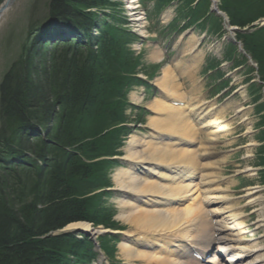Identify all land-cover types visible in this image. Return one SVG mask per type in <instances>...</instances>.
Listing matches in <instances>:
<instances>
[{
	"label": "trees",
	"instance_id": "trees-1",
	"mask_svg": "<svg viewBox=\"0 0 264 264\" xmlns=\"http://www.w3.org/2000/svg\"><path fill=\"white\" fill-rule=\"evenodd\" d=\"M49 3L58 10L53 14L60 26L79 28L86 36L95 19L91 10L109 7L105 0ZM262 4L264 0L252 5ZM224 12L236 26L252 23L247 12L228 7ZM100 39L104 45L96 52L60 42L40 49L49 41L43 44L29 33L1 81L0 264H69L68 258H79L83 247L70 235L48 236L50 232L77 221L109 226L94 198L89 205L77 198L98 186V165L89 167L69 151L76 148L82 158L109 152L111 145L98 153L92 147L96 142H86L95 132L90 120L102 115L101 108L110 109L105 119H122L120 104L105 101L108 89L122 79L104 78L101 72L109 57H126L124 42L110 33L104 36V30ZM100 56L104 58L97 61ZM87 97L91 103L84 104ZM37 129L46 133L44 138L30 136Z\"/></svg>",
	"mask_w": 264,
	"mask_h": 264
},
{
	"label": "bare ground",
	"instance_id": "bare-ground-1",
	"mask_svg": "<svg viewBox=\"0 0 264 264\" xmlns=\"http://www.w3.org/2000/svg\"><path fill=\"white\" fill-rule=\"evenodd\" d=\"M261 1L263 0H252L251 4L256 2L260 3ZM12 4L13 0L4 1L3 6L0 8V23L7 10L11 8ZM131 5H133V3H130L129 9L134 8L131 7ZM135 19L140 22L138 15H136ZM136 20L135 23L137 24ZM122 21L123 19L120 18L118 23ZM107 22L110 24L111 19ZM86 45L90 47L89 44ZM103 58L104 56H100V58L97 57V61H101ZM120 61L125 62V59L122 60L118 56L109 57L107 64L104 65V70L107 68L109 71H112L115 65H118ZM150 62L155 64L152 60ZM157 81L163 89L166 90L167 88V91L170 89V91L176 92L175 89L177 88L172 85L174 79L168 68L163 69L162 75ZM89 103H91V100L87 97L84 104ZM150 108L157 114L161 112L164 113L165 111L169 113V117L161 120L150 119L147 124V128L149 127L152 130L151 132L157 135V137L151 136L150 138L162 142L161 147L149 144L148 141L146 145L138 144L136 138H132L126 148L125 160L132 164V173L136 172L138 167H142L144 173L142 177L144 178L138 176L124 178L121 177V175L114 178L115 183L120 187L117 190L122 192L124 199H128L126 202L128 205L124 202L122 207L124 209L129 208V215H132V220L136 221V224L133 227V232L128 234L121 233L125 242L119 244L120 254L123 260L127 263L180 264L175 262L179 258L178 253H176L177 251L170 249V247L176 246L179 243H184L186 240L187 243L190 242V244L197 242H194V239L190 236V228L195 221L191 219L194 218L202 221V218H205V214H208L201 207L203 202L208 204L213 199L224 200L226 198L225 196L216 197L218 190L213 188V184L216 183L213 172H198L199 179L197 181H190L187 179L191 176L189 170L192 171L188 167V164L194 162V154L187 149L178 148L189 142H197L199 134L197 131L198 128H194L189 121L191 119L190 116L195 119V122L199 121L197 124H202L200 125L201 129L208 128L213 123L212 121L205 123H200V121L202 120L201 118H204V116L211 110L206 108L201 109L200 113H192L196 107H191L187 111L189 114L187 116L184 115V113H180L176 108H167L166 104L162 101L154 102L151 104ZM202 112L204 115H201ZM239 113H243V111L240 109L237 111V114ZM225 130H227V128L220 129V131ZM216 132L219 131L213 133ZM170 137L177 138L175 145H172L171 141L165 142V140H168L166 138L170 139ZM211 141H216V138ZM27 158H32V154H27ZM16 164L21 163L17 162ZM212 166V164H207L204 165V168L209 170L214 168ZM245 171L249 170L247 169ZM126 179H128V181H125ZM252 195H254V193L248 192L246 196L251 197ZM77 198L82 200L81 197ZM186 201H189L190 204H186L182 209H174L170 212L162 211V208H166L171 204ZM255 202L256 199H249V204H255ZM86 204L89 205L88 199ZM223 209H214L213 212L218 213L223 211ZM211 213L212 212H209V214ZM260 222L262 221L258 220L256 223ZM231 223L232 217L230 215L221 218L214 225L208 223L201 232L200 238L197 239L200 241H198L199 244H194L195 250L202 253L203 256L208 252V243L222 241L218 236L223 230L230 229L227 227L228 224ZM76 228L88 230L89 226L75 223L67 226L64 230L68 231ZM166 239H169L170 242ZM203 244L206 246L201 249L196 248L197 245ZM180 247L184 246L180 244ZM143 249H146V251ZM153 249L156 252L154 254L150 252ZM229 249L236 250L237 246L229 247ZM262 250L263 249L253 250V252H261ZM198 252H195V254L199 255ZM188 256L189 255H187V257ZM260 256L261 257H257L254 261L255 264H264V255ZM191 259L195 261L198 260L195 258ZM186 264L194 263L190 261Z\"/></svg>",
	"mask_w": 264,
	"mask_h": 264
},
{
	"label": "rangeland",
	"instance_id": "rangeland-1",
	"mask_svg": "<svg viewBox=\"0 0 264 264\" xmlns=\"http://www.w3.org/2000/svg\"><path fill=\"white\" fill-rule=\"evenodd\" d=\"M3 1L5 0H2L1 3ZM105 1L107 2V0ZM113 1L117 2L118 0H113ZM221 1L222 2L219 3L216 0H211L212 9L216 10L217 6H219V10L220 8L225 9V7H228V8L234 9L237 13L244 14L245 12H247L248 16L251 18L250 21H252L251 24H248V25L245 24L244 29H243V30H246L243 33L244 36L246 34L247 37L249 38V41H247L249 48L248 49L242 48V51L236 48L237 53L235 56V62L238 63L240 61V58L245 59L246 57L245 64L247 66H249L250 64L252 65L256 64L258 68L259 66L264 68V27H263L264 14L263 12H261V10L264 9V5L263 4L259 6L252 5L251 4L252 0H221ZM191 7L196 8V6L194 7L193 5ZM189 10L190 9L188 8L187 11L186 10L185 11L188 13ZM200 10H201L200 15H202V17L198 18V21L196 23L201 22V24L205 28L207 27L209 28L210 26H215V25L217 26V28H219L220 22H222L221 28L219 30L223 32L224 35L230 38L229 33L226 31L227 25L225 23L227 22L225 21V17L223 15L224 13L219 11V12H216V17H211V16L207 17L209 11L205 10L204 5H202V7L201 6L198 7L197 13ZM49 11L52 12V15H54L53 14L54 11L57 12L58 10L53 8L52 4L51 5L50 3L48 4V0H15L11 8L7 10L3 20L0 23V84H1V80L3 79V75L7 73V71L10 69V67L14 63L15 59H17V57L21 53V48L24 42L29 38V33H32L34 31L32 29L37 28V27L47 26V23L50 21ZM104 13L107 16L112 14V16L117 17L118 10H110V12L105 11ZM127 15H129L128 19H133V17L131 18L130 12L129 13L127 12ZM54 17H56V15ZM191 17H192L191 19L194 20L195 15L194 14L191 15ZM215 18L217 19L219 18L218 21H215L214 20ZM98 20L104 23V20L102 16H100V14H98ZM223 22L225 23L223 24ZM106 24H108V22H105L104 24H100V25L106 27V30L110 33V36L112 37V39L115 38L116 40H118L117 38L122 37L121 34L118 33L117 31L115 33H112L115 31V29L107 27ZM144 25H147L148 29L150 28L147 22ZM132 26L136 34L142 35L146 39H149L152 37V35L149 32L150 30H147L146 33L142 30V32L140 33L136 31V25L135 26L132 25ZM194 26L195 25H193L192 30H194V32L197 34L198 31L200 30L199 26H195V27ZM201 29H203V27ZM209 30H211V28ZM47 32L49 33V35H52V36L56 35V32L54 33V31L52 32L47 31ZM44 40L49 41L50 43L51 41L55 39L52 40V37H46L45 39H42L43 44L45 43ZM232 40L235 41V35H233L231 41ZM49 46L50 44H47L46 46H43L40 49L42 48L47 49L49 48ZM154 53L155 51L153 50V48L146 46L145 52L142 55L145 58L146 57L150 58L151 56L155 55ZM154 60L157 61L156 59ZM158 63L159 64H157V66L153 65L155 67L153 69L154 77H158V76L160 77V74L162 75L161 71L165 67V64L161 61V58L159 59ZM249 67L252 68L251 65ZM152 68H153L152 66L151 67L146 66V70L149 72L152 71ZM135 71H139V70L136 69ZM246 72H247V69L244 68V69L238 70L236 73H233L232 79H236V82L232 84H234V88H238L237 89L238 92L230 96V98L233 99V101H231V104H232L231 108H234L235 104H239V103L241 104L242 102L243 103L242 108L245 109L244 113L240 117L238 116L236 118L234 122L235 125L231 124V122L229 121L226 122L225 120L224 123L226 124V127L229 128V130L232 129L230 131V134L225 133L224 134L225 136L221 134V136L218 137L219 141H216V142H219V143L214 144L215 145L214 154L208 155L202 159H197V160L198 162L210 161L211 159H208L209 156L216 155V152H222V154L219 153V156H218L220 157V159L215 161L216 163H219L222 160L224 163V165L223 164L217 165V168L220 169V171L217 172L219 176V179L217 181L220 183V186L222 187H227V184L230 185L231 190L228 195H230L229 199H232V201L231 202L227 201L226 204L231 205L232 207H235L236 215H238L237 217L239 218L237 219V222L239 223L238 230L223 232V234H221L222 236H224L223 239H229V238L233 240L235 238L237 239V237L239 238L238 236V231H239V232H242L241 235L245 239L244 240L245 246L247 247L252 246V247H256L257 249H264V191L258 190L254 192L256 203L247 204V202H249L248 198L242 197V194L245 193L244 190L247 187L248 188L259 187L258 186L259 179L255 175L257 174V172H253L252 176L248 175V173L245 175H240V174L237 175L238 171L240 173V171H244L247 168L253 169L254 171H255L254 168H259V167H256L257 165H255L257 162V159L255 158L256 146L245 147L247 144L254 143V141L249 137L252 135H247L245 137H242V136L244 135V131H248L249 129L254 130V125H256V123H260L259 117L256 114L257 111L254 110V107L251 105L250 100L252 98H257L258 96L261 97L262 90L260 87H255V86L246 84L245 82ZM232 79L229 83L232 82ZM176 81H177L176 79L172 81L173 86L177 85ZM190 83H191V86H194L193 89L192 87H190L189 89H186L190 86ZM183 89L189 93H193L194 94L193 98L198 97L197 88L195 87L192 78H189L188 80L185 81V83L183 84ZM130 95H133V94L131 93ZM188 98L189 100H191L192 96H188ZM184 103H187L188 105H190L192 102L189 101V102H184ZM256 104L258 105V103ZM235 108H238V106H236ZM164 114L168 115L169 113L167 112ZM103 118L104 117L101 116V117L93 118L92 120H90V123L95 127L94 128L95 130L96 128L100 127V125L103 122ZM241 118L245 119V121L247 120L244 123L249 124V125L243 124V126L240 128L241 125L238 126V124L240 120H242ZM144 134H145V131L138 132V128H137L131 136H136V138H140ZM200 137L204 138L205 134L201 133ZM222 137L223 139L221 140ZM128 141H129L128 139L125 140L124 144L125 143L127 144ZM256 144L257 143H255V145ZM99 148L100 147H98V149ZM122 150L125 155L126 154L125 147ZM123 165L124 166L122 168L114 170L112 174V180H114L115 177L119 176V173L123 170L124 167H125L124 171L131 172L129 163L124 162ZM127 176L130 177V176H133V174L124 175V178L125 177L128 178ZM121 177H123V175ZM125 181H128V179H126ZM114 182L115 180L112 181L113 188L119 189L120 187L117 184H114ZM83 193L84 192H82V195ZM123 198L124 197L121 192L115 191L113 195L107 200V203L109 206L116 209V218H115L116 222H118L122 226L125 232H131L134 225L136 224V221H133L132 224L127 222L130 215L128 213L129 210L124 209L122 207L121 201ZM125 201L126 200H124V202ZM259 201H261L260 205H259ZM213 206L214 205H210L207 207V209L209 210ZM176 207L183 208L184 203L181 206L176 205ZM207 209L205 208V210ZM257 209H260L262 213L260 214L259 211L252 212ZM126 213L128 214V216ZM210 219H212L213 223L218 222L217 221L218 219H215V218L214 219L210 218ZM258 219H262L263 223H256ZM206 221L207 220H205L203 223L205 224ZM259 226L260 228L257 229ZM250 228H251V231H249ZM235 231L236 233H234ZM228 233H230V235H235V236H229ZM232 244H233L232 242H228L226 243V245L223 246V248L228 247L229 245H232ZM214 247H216V245H214ZM232 254H234V252ZM119 255L120 253L118 250L116 251V253H114L112 257H110V259L106 258L108 264H114L115 262H118L119 257H120ZM255 257H256L255 254L250 253V254H246L242 256V258L239 261H243V260L250 261L254 259ZM180 261H184V260L180 259Z\"/></svg>",
	"mask_w": 264,
	"mask_h": 264
}]
</instances>
